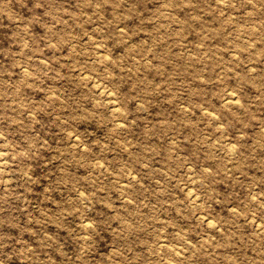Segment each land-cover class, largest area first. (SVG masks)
<instances>
[{
  "label": "rangeland",
  "instance_id": "obj_1",
  "mask_svg": "<svg viewBox=\"0 0 264 264\" xmlns=\"http://www.w3.org/2000/svg\"><path fill=\"white\" fill-rule=\"evenodd\" d=\"M0 153V264H264V0H0Z\"/></svg>",
  "mask_w": 264,
  "mask_h": 264
},
{
  "label": "bare ground",
  "instance_id": "obj_2",
  "mask_svg": "<svg viewBox=\"0 0 264 264\" xmlns=\"http://www.w3.org/2000/svg\"><path fill=\"white\" fill-rule=\"evenodd\" d=\"M98 53V52H97ZM23 71V70H22ZM95 77V76H94ZM87 79V78H86ZM100 83H98V88H99V92H101L102 94H104V95H106L107 97H108V99L110 100V104H111V106L113 107V110H114V112H118V107H117V105L118 104H116V102L114 101V100H112L113 98H112V96H111V93L109 92V90H107L106 89V87L105 86H101V84L99 85ZM98 92V93H99ZM227 95H226V100L227 101H231V102H233L234 101V94L232 93V92H227L226 93ZM225 100V101H226ZM226 104V103H225ZM207 108V107H206ZM212 114V113H211ZM117 121H119V120H117ZM0 154H2V153H0ZM2 156V155H1ZM2 158V157H1ZM4 158V157H3ZM2 160V159H1ZM7 160V159H6ZM204 166V165H203ZM133 172V171H132ZM134 174V173H133ZM134 176H135V174H134ZM126 183V182H125ZM193 192V191H192ZM195 194V193H194ZM190 195V194H189ZM195 196V195H194ZM197 196V195H196ZM196 196L194 197V198H196ZM128 198V197H127ZM193 198V197H192ZM196 200V199H195ZM198 200V199H197ZM200 201V200H199ZM198 201V202H199ZM198 215V214H197ZM205 218V217H204ZM210 220V219H209ZM208 221V220H207ZM211 221V220H210ZM210 221H208V224H209V222ZM260 221V220H259ZM206 222V221H205ZM212 223V222H211ZM210 223V224H211ZM259 223V222H258ZM207 224V225H208ZM257 224V223H256ZM261 224V223H260ZM219 226V225H218ZM161 243V242H160ZM164 243V242H163ZM169 244V243H168Z\"/></svg>",
  "mask_w": 264,
  "mask_h": 264
}]
</instances>
